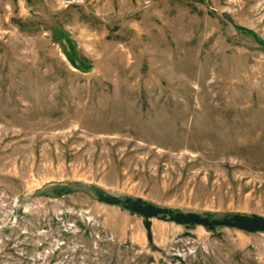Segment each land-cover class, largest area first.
<instances>
[{"label": "rangeland", "instance_id": "obj_1", "mask_svg": "<svg viewBox=\"0 0 264 264\" xmlns=\"http://www.w3.org/2000/svg\"><path fill=\"white\" fill-rule=\"evenodd\" d=\"M0 264H264V0H0Z\"/></svg>", "mask_w": 264, "mask_h": 264}, {"label": "trees", "instance_id": "obj_2", "mask_svg": "<svg viewBox=\"0 0 264 264\" xmlns=\"http://www.w3.org/2000/svg\"><path fill=\"white\" fill-rule=\"evenodd\" d=\"M238 222L240 223V225H243L244 229L245 228L248 229L249 227H252V226H250V225H252L251 222L248 221V220H244V219L238 218Z\"/></svg>", "mask_w": 264, "mask_h": 264}]
</instances>
